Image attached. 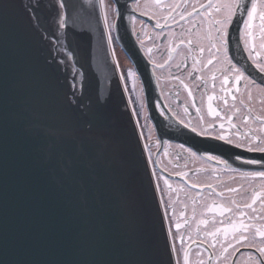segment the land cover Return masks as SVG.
<instances>
[{
  "label": "snow or ice",
  "instance_id": "6c2138e0",
  "mask_svg": "<svg viewBox=\"0 0 264 264\" xmlns=\"http://www.w3.org/2000/svg\"><path fill=\"white\" fill-rule=\"evenodd\" d=\"M85 2L98 8V22L103 23L101 37L102 40L106 37L109 46L113 42L112 31H118V21L126 14L133 22L148 16L144 10L146 0L144 3L142 0ZM152 3L158 9L167 10L165 21L175 20L178 14L180 21L191 24L186 32L179 35L171 32L161 37V43L168 41L167 59L162 63L153 60V48H147L152 74L169 69V76L179 81L192 99L198 117L197 125L184 120L179 123L199 138L200 145L212 149L227 146L231 156L202 151L192 144L178 146L191 158L215 165L210 175L216 183H188L185 199L180 201L184 207L177 213L171 196L165 195L166 191H174L172 184L168 178L157 175L158 161L154 159L152 143H143L146 172L151 166L149 184L160 194L157 211L164 245L161 251L147 241H140L137 251L123 264H237L236 257L241 255L245 256V264H264V108L259 111L255 108L258 97L264 105V0H207L198 7L196 0H173L167 5L164 0H152ZM10 7L7 0H0V264H110L59 260L45 252L53 239L50 229L53 202L69 206L72 214L87 225L96 206L116 194L133 230L136 222L134 202L120 179L128 162L118 146L100 134L103 113L94 109L91 100L85 103L81 73L70 71V65L75 68L78 64L75 50L65 46L58 35L64 30L67 39L69 20L76 6L71 0H56L51 31L40 22V0L25 7L29 20L34 21L33 27L41 32V39L51 43L50 52H56L51 62L64 73L63 87L37 72L23 58H9L5 39ZM155 16L153 13L150 19ZM194 16L199 21H194ZM204 22L209 25L207 30H202ZM140 23L143 29L144 21ZM234 23L237 43H242V51L247 54L245 59L249 63L246 65L228 57L229 29ZM153 27L162 30L168 25L156 19ZM175 40L178 43L173 46ZM185 40L187 54L179 51ZM140 44L142 47L143 41ZM174 53L183 59L173 65ZM220 53L224 55L225 67L217 69L216 65L221 63ZM189 57L192 59L190 68L186 64ZM173 66L181 70V76L172 75ZM205 70L211 72L213 89L218 79L216 72L222 76L220 91L225 95L219 97L221 105L214 107L213 101L218 97L207 94L206 101L202 97L198 106L193 87L185 83L186 78L206 84L204 75H195ZM185 71L187 76L182 78ZM136 75V71L127 70V77ZM119 79L125 81L124 72ZM229 84L232 87H225ZM200 87L195 84L197 90ZM140 107L143 108V104ZM159 107L160 114L164 115V107L170 106ZM184 111L187 113L189 109L185 107ZM134 115L139 126V113L134 112ZM140 137L151 141L143 130ZM220 169L234 175L221 180ZM176 175L187 177L189 172ZM49 176L54 177V186L48 182ZM95 240L96 233L91 228L83 233V243ZM193 254L195 262L191 258Z\"/></svg>",
  "mask_w": 264,
  "mask_h": 264
},
{
  "label": "water",
  "instance_id": "95a60500",
  "mask_svg": "<svg viewBox=\"0 0 264 264\" xmlns=\"http://www.w3.org/2000/svg\"><path fill=\"white\" fill-rule=\"evenodd\" d=\"M7 2L11 5L8 9L9 30L5 39L9 58H23L37 72L46 74L54 84L63 87L64 73L58 71L51 62L56 52H50L51 43L41 39V32L33 27L34 21L29 20L25 12V7L35 4L36 0ZM71 2L76 7L69 20L67 39L64 30L58 35L65 46L75 50L78 64L75 68L70 65V71L81 73L85 103L91 100L94 109L98 108L103 113L100 134L118 146L120 154L128 162L120 179L134 202L136 222L133 230L116 194L104 198L96 206L87 225L72 214L69 206L63 202H53L50 223L53 239L45 252L49 257L59 260L123 264L137 251L140 241H147L163 251L164 239L157 211L159 196L154 185L149 184L150 166L146 172L141 147L144 142L140 137L128 92L124 82L119 79L121 71L120 67L117 68L113 47L108 45L106 37L103 40L101 37L103 23L98 22L99 10L85 0ZM55 4L56 0H40L38 10L41 24L50 31L53 30ZM118 24V31H114L121 43V32L125 26L129 28L127 14ZM56 47L60 48V45ZM48 182L54 186V177L49 176ZM89 228L96 233V240L85 244L83 233Z\"/></svg>",
  "mask_w": 264,
  "mask_h": 264
},
{
  "label": "flooded vegetation",
  "instance_id": "af4514ba",
  "mask_svg": "<svg viewBox=\"0 0 264 264\" xmlns=\"http://www.w3.org/2000/svg\"><path fill=\"white\" fill-rule=\"evenodd\" d=\"M145 0H142L144 3ZM165 5L170 4L173 0H164ZM197 7L201 3H207V0H196ZM145 11L148 12V16L139 18L137 21L133 22L129 19V28L126 31L127 33L132 32L131 39L136 42L139 50L142 52L144 58L146 59V65L140 66V62H135L133 59L128 57V55L123 51L124 49L114 40L115 32L112 31L113 42L117 53L121 56L123 61L122 72L125 73V79L127 85L132 89V103L136 113H139V129L140 132L143 130L145 137H151V141L143 139L144 143H152V152L154 159L158 161L156 166L157 175L169 179V183L172 184L174 191L165 192L166 197L171 196L177 213L181 211L184 207L185 192L188 191L187 184L194 181H198L201 184L204 183H216L215 179L210 175V170L215 165L210 164L204 160H195L191 158L188 153H185L178 146L184 144L186 147L189 144L196 145L201 148V150L207 151H217L222 153L224 156L230 157L231 152L228 151L227 146H223L219 149L208 148L205 145L199 144V138L194 134L188 132L187 129L183 128L179 123L180 120H184L186 123L191 121L193 125L198 124V117L195 112V108L192 106V99L188 97L187 92L183 89L179 81L172 79L169 76V69L165 68L163 71L157 70L155 75L152 74V66L148 62L149 57L147 53V48H153L151 54L152 59L158 63H162L164 59H167V45L168 41L161 43V37L168 35L171 32H175L179 35L181 32H186V30L191 27V24L188 21H180L179 15H175V20L168 19L165 21L163 17L167 15V10H161L156 8L152 3V0H146ZM180 9L177 10V13ZM153 13H156L154 18ZM159 19L161 24H167L168 27L161 29H155L153 27L155 20ZM194 21H199L198 17L192 18ZM140 20L144 21L143 29L140 23ZM209 27L207 22L202 24V30H207ZM242 27V25H241ZM237 25L234 23L229 29L230 33V45L228 50V57H234L235 60L240 62V65H246L249 63L245 57L246 53L242 51V43H237ZM134 33H139L136 35ZM159 33V35H158ZM124 39V38H123ZM187 40V38H186ZM181 46L179 49L180 52L187 54V46ZM143 41V46L141 47L140 42ZM178 43V40H175L173 46ZM195 44L196 41L193 40ZM205 46L207 42L205 41ZM129 47L132 48V43L129 42ZM207 51L204 54L205 60L207 59ZM221 63L216 65V68L225 67L223 63L224 55L220 53ZM183 59L182 56L173 54V65L175 62ZM134 61V62H133ZM192 63L191 57L186 61L187 66L190 68ZM238 65V66H240ZM211 67V66H210ZM132 69L137 72L135 77H127V70ZM172 75L181 76V70L176 69L174 66L171 68ZM195 75H204L207 78V83H201L200 81L193 82L190 79H186L187 72L183 73L185 78V83H188L193 87V92L197 105H200L201 98L203 97L206 101L207 94H215L218 98L213 101V106L221 105L222 102L219 100L220 96L225 95L221 92V80L222 76L219 71L216 72L218 79L214 82L215 88L213 89V81L211 80V72L205 70L203 73H196ZM259 82V81H258ZM195 84H200L201 87L199 90L195 88ZM225 87H232L231 84L226 85ZM242 90V89H241ZM140 104H143V108L140 107ZM229 104H231V98L229 97ZM159 106H170L164 107V115H161V107ZM187 107L189 111L185 113L184 109ZM237 107H241L237 104ZM255 108L259 111L261 108H264V105H261L259 102V97L255 101ZM167 153V154H165ZM197 169H206L207 171H197ZM189 172L187 177H179L176 175L177 172ZM234 175L226 169H220L219 176L221 180H228L230 176ZM239 183V182H238ZM160 185L163 188V179L160 180ZM237 186V185H233ZM184 189V191H180ZM219 190V189H218ZM159 194V193H158ZM160 195V194H159ZM238 199V197H237ZM189 217H191V210L189 207L188 211ZM193 230L195 229V224L192 225ZM195 248V246H193ZM219 249V244L217 245V250ZM204 258L207 259V252L203 253ZM192 260L195 262L196 257L193 254ZM231 259V257H230ZM237 264H245V256L236 257Z\"/></svg>",
  "mask_w": 264,
  "mask_h": 264
},
{
  "label": "bare ground",
  "instance_id": "6f19581e",
  "mask_svg": "<svg viewBox=\"0 0 264 264\" xmlns=\"http://www.w3.org/2000/svg\"><path fill=\"white\" fill-rule=\"evenodd\" d=\"M126 28H128V25L127 26H125L124 27V29H123V31L121 32V43H120V41L117 39V37H116V35H113L114 36V40L124 49L123 51L128 55V57H130L131 59H133L136 63L137 62H140V66H144V65H146L145 63H146V59L144 58V56H143V54H142V52L139 50V48H138V46H137V44H136V42H134V41H132V39H131V36H132V32L131 33H127L126 31H125V29ZM115 32V31H114ZM112 34V33H111ZM124 38V39H123ZM129 42H131L132 43V48H130L129 47ZM112 47H113V50H114V53L116 52V47H115V45H114V42H112ZM115 47V48H114ZM117 55L115 54V58H116V60L118 61V59H117ZM119 62H122V60H119L118 61V63ZM121 71V70H120ZM124 82V85H125V87H126V90H127V92H128V95H129V99H130V101H131V103L133 102L132 100V96H131V93H132V91L130 92V88L128 87V85H127V81H126V79H125V81H123ZM132 107H133V110H134V106H133V103H132ZM134 112H135V110H134ZM135 116V115H134ZM135 119L137 120V116H135ZM143 140V139H142ZM150 168H151V166H150ZM158 196H159V194H158Z\"/></svg>",
  "mask_w": 264,
  "mask_h": 264
},
{
  "label": "rangeland",
  "instance_id": "374dc122",
  "mask_svg": "<svg viewBox=\"0 0 264 264\" xmlns=\"http://www.w3.org/2000/svg\"><path fill=\"white\" fill-rule=\"evenodd\" d=\"M115 54L118 56V57H117L118 61L121 60V56L117 53V51L115 52ZM118 61H117V62H118ZM122 63H123V61L118 63L121 72H122V69H124ZM123 72H124V71H123ZM131 91H132V89H130V92H131Z\"/></svg>",
  "mask_w": 264,
  "mask_h": 264
}]
</instances>
